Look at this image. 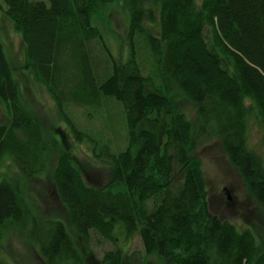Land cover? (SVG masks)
I'll use <instances>...</instances> for the list:
<instances>
[{"label": "trees", "instance_id": "trees-1", "mask_svg": "<svg viewBox=\"0 0 264 264\" xmlns=\"http://www.w3.org/2000/svg\"><path fill=\"white\" fill-rule=\"evenodd\" d=\"M0 2L23 44L15 63L0 39L6 115L0 123V264H9L12 230L43 264H83L73 234L86 245L93 233L113 242L118 226L127 241L139 235L145 255H157L161 264H264V157L249 147L247 134L252 119L264 143V0ZM115 4L128 12L123 62L115 61L99 25ZM93 41L107 55V67L91 57ZM100 65L105 71L98 77ZM30 79L56 102L78 144L92 139L73 123L68 107L90 109L92 119L109 103L121 106L124 148L92 151L110 171L106 186L86 181L89 172L75 162L61 130L57 137L45 132L29 102ZM208 139L222 144L250 190L262 221L259 244L248 228L239 230L207 209L193 152ZM177 168L180 187L173 190ZM43 176L67 224L40 216L31 180ZM126 253L107 250L100 263L122 264Z\"/></svg>", "mask_w": 264, "mask_h": 264}, {"label": "rangeland", "instance_id": "rangeland-1", "mask_svg": "<svg viewBox=\"0 0 264 264\" xmlns=\"http://www.w3.org/2000/svg\"><path fill=\"white\" fill-rule=\"evenodd\" d=\"M43 1L47 2V0ZM127 19L128 12L126 9L121 4H115L107 8L105 17L99 24L104 31L107 46L117 62H123L127 56L125 46L127 42ZM0 39L10 60L15 63L21 61L23 58L22 40L6 17L4 5L1 2ZM88 49H90V55L95 62L100 63L102 67L109 65L107 55L96 41L90 43ZM138 55L141 64L144 65L147 62V55L142 51L138 52ZM101 65L99 66L100 72H97L98 77L102 76L105 71L103 68L101 70ZM30 80L31 82L28 84L31 88L29 102L36 111L45 132H53V135L57 137L59 135L55 130H61L67 145L73 150L75 162L89 172L86 175V181L97 187L106 186L109 182L110 171L107 165L105 166V160L102 157L100 160H96L92 151H105L107 147L111 151H120L124 148L126 140L123 122H120L119 125V115L122 116L121 106L118 103H109L103 106L101 111L98 109L92 119L87 117L90 109L78 106L68 107L67 113L73 123L92 139L88 140L84 137L86 139L78 144L73 139L69 125L61 120V113L56 102L40 84ZM26 84L25 82L24 85L26 86ZM181 101L183 109L192 113L190 104L186 100L182 99ZM5 120V108L0 103V123ZM247 134L249 147L264 157L263 139H261V133L252 119L249 121ZM225 153L222 144L217 139L200 142L197 151L193 152V155L199 159L201 172L206 183L207 209L210 214L231 222L239 230L248 228L255 236L256 243L259 244V226L262 221L258 207L249 194L248 186L245 185L238 171L228 162ZM1 171L3 169L0 167ZM43 173L48 175L49 171ZM174 175L172 187L173 190H177L180 187L179 180L181 177L178 168ZM31 183L34 195L38 200L37 207L40 216L45 219L46 216L51 215L66 222L65 208L56 197L49 194L51 180L43 176V178L32 179ZM225 190L228 191V194ZM37 191L43 192L41 197L36 194ZM228 195L230 199L227 198ZM122 229L121 226H118L114 230L113 242L104 240L98 234L93 233L90 245L84 244L76 234H73L75 245L81 252L83 264H101L100 257L103 253L115 247L127 251L126 260L122 264H161L157 255H145L139 235L135 234L134 237L130 238V241H127L121 232ZM10 234L11 236L6 243V248L9 249V264H43L39 254L35 250L33 251L28 244L22 243L21 237L17 236L15 231L12 230Z\"/></svg>", "mask_w": 264, "mask_h": 264}, {"label": "water", "instance_id": "water-1", "mask_svg": "<svg viewBox=\"0 0 264 264\" xmlns=\"http://www.w3.org/2000/svg\"><path fill=\"white\" fill-rule=\"evenodd\" d=\"M226 191V194H228V191L227 190H225ZM228 199H230V197H229V195H228V197H227Z\"/></svg>", "mask_w": 264, "mask_h": 264}]
</instances>
